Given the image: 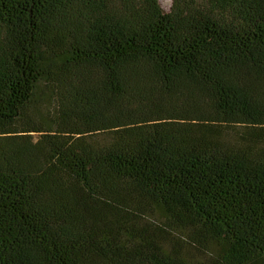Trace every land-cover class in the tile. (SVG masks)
<instances>
[{
    "label": "trees",
    "instance_id": "trees-1",
    "mask_svg": "<svg viewBox=\"0 0 264 264\" xmlns=\"http://www.w3.org/2000/svg\"><path fill=\"white\" fill-rule=\"evenodd\" d=\"M0 264H264V0H0Z\"/></svg>",
    "mask_w": 264,
    "mask_h": 264
},
{
    "label": "rangeland",
    "instance_id": "rangeland-1",
    "mask_svg": "<svg viewBox=\"0 0 264 264\" xmlns=\"http://www.w3.org/2000/svg\"><path fill=\"white\" fill-rule=\"evenodd\" d=\"M159 2L165 12H170L172 6V0H159ZM204 258H208V255Z\"/></svg>",
    "mask_w": 264,
    "mask_h": 264
}]
</instances>
